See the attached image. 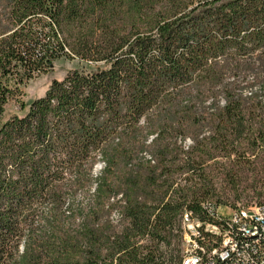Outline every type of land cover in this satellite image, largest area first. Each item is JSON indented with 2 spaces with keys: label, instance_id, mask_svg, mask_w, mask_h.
Masks as SVG:
<instances>
[{
  "label": "trees",
  "instance_id": "obj_1",
  "mask_svg": "<svg viewBox=\"0 0 264 264\" xmlns=\"http://www.w3.org/2000/svg\"><path fill=\"white\" fill-rule=\"evenodd\" d=\"M59 60L86 66L4 120ZM219 176L264 204V0H0V264H183ZM230 232L218 264H264Z\"/></svg>",
  "mask_w": 264,
  "mask_h": 264
},
{
  "label": "built area",
  "instance_id": "obj_2",
  "mask_svg": "<svg viewBox=\"0 0 264 264\" xmlns=\"http://www.w3.org/2000/svg\"><path fill=\"white\" fill-rule=\"evenodd\" d=\"M227 210L229 215L226 217L216 214L217 218L223 223L222 226L205 224L192 219L190 213L185 214L182 244L184 250L183 264H203L199 249L203 252L206 251L199 243V239L202 237L201 230L222 240L220 246L213 249V254L208 255V258L211 259L209 264H218L215 257H219L223 261L228 258L231 251L237 250V242L232 238L230 232L235 227H240L247 240L252 244L259 246L264 242V204L246 206L239 202L235 208L228 207Z\"/></svg>",
  "mask_w": 264,
  "mask_h": 264
},
{
  "label": "rangeland",
  "instance_id": "obj_3",
  "mask_svg": "<svg viewBox=\"0 0 264 264\" xmlns=\"http://www.w3.org/2000/svg\"><path fill=\"white\" fill-rule=\"evenodd\" d=\"M86 65L75 60V61H67V60H59L53 64V69L48 74L40 75L35 80L31 81L26 87L23 88V93L17 99L11 101L5 111L4 120L10 119L15 115H23L24 112L21 110L22 104L30 103L32 100L37 98H42L45 96L46 91L49 89L53 80H61L63 79L68 72L75 69H83ZM190 141H186L185 145L189 146ZM250 183V182H249ZM243 184L237 189L234 187L231 182H227L223 177L217 178L216 187L218 189V193L221 196V200L223 204L234 205L237 203H242L246 205H254L262 200H259L254 197V194L249 189V184ZM219 214L223 217L229 215V211L224 206H221L219 210Z\"/></svg>",
  "mask_w": 264,
  "mask_h": 264
}]
</instances>
